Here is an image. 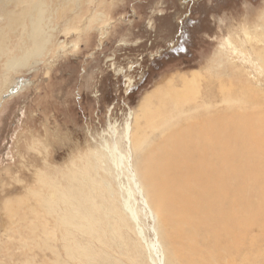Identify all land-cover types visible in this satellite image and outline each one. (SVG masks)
Segmentation results:
<instances>
[{"label":"rangeland","instance_id":"obj_1","mask_svg":"<svg viewBox=\"0 0 264 264\" xmlns=\"http://www.w3.org/2000/svg\"><path fill=\"white\" fill-rule=\"evenodd\" d=\"M188 1L186 4L182 0H39L44 10L41 21L44 43L34 53L30 15L11 26L10 14L20 12L22 7L14 0H0V36L4 35L1 43L5 46L0 51V264H68V244L74 240H65L61 226L48 230L51 231L48 235L41 232L43 236L38 232L43 230L42 219L41 226L33 222L35 235L29 229L23 232L20 229L24 226L20 219L23 201L30 204L33 200L32 196L26 198L25 192L36 190L35 186L37 190L40 188L35 178L38 169L57 174L63 168H74L76 161L72 159H79L84 150L69 147L75 140L91 139L106 130L110 113L120 128L129 112L136 109L148 119L145 122L143 118L144 123L137 129L148 137L144 153L138 155L132 148L133 163L139 166L148 154L150 141L158 142L167 131L157 113L166 98L174 103H178L177 99L182 103L189 101L183 107L192 108V112L204 110V102L210 103L216 112L228 106L239 108L256 103L264 107V67L260 70L259 64H252L251 44L243 42L246 31L253 35L264 32V0ZM30 6V13L37 14L35 4ZM53 27V36H49ZM180 30L187 31L183 40L184 32L181 34ZM227 38L234 40L242 53L224 48ZM263 45L264 42L260 46ZM228 55L239 68L230 65ZM23 58L24 65L6 64L8 59ZM196 70L202 76L199 84L185 85ZM238 72L245 77L237 78ZM247 86L260 91L257 101ZM145 96V100L149 99L140 107ZM196 104L199 106L193 108ZM134 116L130 119L132 123ZM44 158L52 166H47ZM122 176L117 183L123 203L121 194L126 193L127 178ZM140 181L145 188L141 175ZM135 198L137 223L124 224L116 239H112L115 235L109 228L116 225L114 216L103 220L101 227L98 225L97 232L105 230L101 236L98 234L105 244L76 232L75 239L80 245L94 240L88 245H92L89 252L94 257L87 264H153L147 243L156 238L159 223L147 218L141 199L137 194ZM105 204L109 205L107 201ZM41 212L40 215L45 213L42 209ZM28 213L30 218L34 217L33 212ZM49 217L46 227L52 226ZM253 231L258 234L257 228ZM159 239L166 249L168 241L162 240L160 234ZM124 240L126 243H121ZM108 246L110 249L105 251ZM133 255H139L135 261L129 259ZM75 258L69 264H86V255L76 254Z\"/></svg>","mask_w":264,"mask_h":264},{"label":"bare ground","instance_id":"obj_2","mask_svg":"<svg viewBox=\"0 0 264 264\" xmlns=\"http://www.w3.org/2000/svg\"><path fill=\"white\" fill-rule=\"evenodd\" d=\"M14 1L22 9L18 13L10 14L9 24L14 26V22L30 15L31 37L34 53H37L44 43L41 34L44 10L39 0ZM30 4H35L37 14L30 13ZM54 30L55 27L48 33L49 36H53ZM3 38L2 34L0 51L5 48L1 43ZM244 39L246 45L251 44L248 50L254 57V60L251 59L252 64H259L261 66L258 65L259 69H263L264 45H260L264 42V32L253 35L246 31ZM225 46L242 53L231 38L226 39V43L223 44L224 48ZM228 58L231 60L230 65L239 68L231 55H228ZM25 63L24 58L6 61L7 65L12 66ZM236 76L245 77L241 72ZM201 79L200 71H193L185 85L189 84L192 87L196 83L199 84ZM247 88L257 101L260 91L252 86ZM169 92H173V87ZM145 98L146 96L140 107L147 103L149 97L146 100ZM230 100L233 101L234 98ZM176 101L178 103L169 102L167 98L163 100L161 112L157 113L167 126V131L158 142L150 141L146 150L148 154L144 155L139 166L133 163L132 148L138 155L144 153L143 145L148 137L137 131L144 123L142 119L145 116L136 109L129 112L123 127L120 128L116 121H112L110 113L107 129L97 134V137L94 135L84 141L75 140L69 148L84 151L79 159H72L76 161L74 168H63L57 174L38 169L35 178L40 188L37 190L36 186L30 183L36 190L29 189L25 192L26 198L32 196L33 200L30 204L26 200L23 201L24 212L20 216L24 225L20 227L23 228L22 232L29 229L31 231L29 233L35 235L37 231L33 222L37 221L39 222L37 225L41 226V219L43 230L38 232L42 236L44 234L41 232L48 235L51 232L48 230L61 226L65 240L67 238L74 240L67 243L70 248L67 250V263L69 264L76 254H84L87 264L90 258L94 257L89 252L92 245L88 246L94 240H88L84 245H80L75 239L76 232L90 235L98 239L95 242L105 244L100 237L105 230L98 232L97 230L100 229L103 220L114 216L115 220L112 221L114 220L116 225L112 224L113 226L109 228L115 235L112 239H116L125 228L124 224L127 226L131 221L137 223L138 201L135 198L137 194L147 218L159 223V229L155 230L156 238L147 243L148 254L153 264H264V107L256 103L239 108L228 106L216 112L210 103L204 102L202 104L204 110L192 112V108L183 107L185 104L188 106L189 101L183 103L179 99ZM198 106L199 104H196L193 108ZM133 116L135 120L132 123L130 119ZM144 121L148 122V119L145 118ZM45 160L48 162L47 158ZM48 164L52 166L49 162L46 165L49 166ZM42 165L43 163L41 167ZM56 168L57 166L54 169ZM138 173L144 179L145 188L149 192L145 193ZM122 175L127 178V184H124L126 193L121 194L123 203L119 199L117 183L122 179ZM106 201L108 206L105 204ZM82 204H85L84 207ZM40 208L45 211L42 215ZM27 211L33 212L34 217L30 218V214H26ZM47 216L52 218L49 221L52 223L51 227H46ZM255 228L258 234H253ZM159 234L162 240L168 241L166 249L159 239ZM121 243H126V240ZM109 247L105 251H108ZM138 256L133 255L129 259L135 261ZM75 259L80 261L78 258Z\"/></svg>","mask_w":264,"mask_h":264},{"label":"flooded vegetation","instance_id":"obj_3","mask_svg":"<svg viewBox=\"0 0 264 264\" xmlns=\"http://www.w3.org/2000/svg\"><path fill=\"white\" fill-rule=\"evenodd\" d=\"M182 3H189V1L188 0H182ZM189 15V14H188ZM190 16H191V14H190ZM192 19H190V21H191ZM181 31V34H182V32H184V35H183V37H182V40L186 37L185 35H186V32L187 31H185V30H180ZM182 45H183V42H182Z\"/></svg>","mask_w":264,"mask_h":264}]
</instances>
